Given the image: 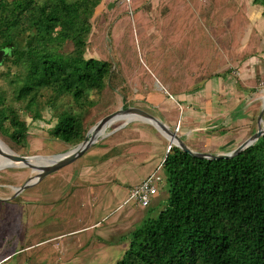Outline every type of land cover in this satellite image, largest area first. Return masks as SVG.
I'll return each mask as SVG.
<instances>
[{
	"label": "rangeland",
	"instance_id": "374dc122",
	"mask_svg": "<svg viewBox=\"0 0 264 264\" xmlns=\"http://www.w3.org/2000/svg\"><path fill=\"white\" fill-rule=\"evenodd\" d=\"M252 2L103 0L92 19L85 56L109 61L112 75L102 91L91 93L95 105L83 107L86 134L105 116L129 107L143 109L161 120L159 107L147 101L148 93L157 90L172 95L192 92L214 69H220L226 59H243L250 51L246 12ZM110 4L113 6L109 9ZM255 5H258L255 10L260 13L263 7L256 2ZM66 30L62 25L55 34ZM23 42V39L19 40L20 45ZM71 47L68 42L64 48L69 50ZM10 65L0 67V89L6 90L8 98L13 89L9 79L19 72L14 67L9 77L3 75ZM168 97L174 101L172 105L177 106L176 99ZM63 101L68 107L76 108L68 97ZM164 106L170 107L167 103ZM61 110L62 105L58 110L46 107L42 111L43 119L37 121L22 111L21 117L29 129L27 145H17L0 135V151L11 154L13 150L27 157H51L75 149L78 145H66L51 134L57 123L55 115ZM167 113L173 116L175 112ZM122 124L116 122L108 126L106 134L73 164L22 191L17 189L37 177L39 171L21 166L0 169V260L8 253H14L3 264H118L129 248L130 233L142 223L140 219L156 218L166 208L169 187L163 163L170 142L145 121L135 119L115 130ZM169 127L176 132V127ZM148 156L159 160L157 174L162 182L158 185V203L146 209L128 204L125 208L134 207L139 220L130 221L119 233L106 234L104 239H97V230L86 231L93 240L85 249L79 247L81 237L80 244L84 245V234L77 236L70 232L83 228L98 216V220L104 219L105 227L118 214L114 215L117 210L109 200V191L103 193V201L97 199L100 188L89 185L85 189L84 169H105L110 175L101 177L119 184L124 178L123 172L136 169L135 163L144 162ZM128 188L121 187L124 198ZM109 216L112 218L106 219ZM120 220L117 218L113 227L117 225L116 229H119Z\"/></svg>",
	"mask_w": 264,
	"mask_h": 264
},
{
	"label": "trees",
	"instance_id": "16d2710c",
	"mask_svg": "<svg viewBox=\"0 0 264 264\" xmlns=\"http://www.w3.org/2000/svg\"><path fill=\"white\" fill-rule=\"evenodd\" d=\"M102 1L0 0V50H11L3 75L19 69L9 79V98L0 89V135L27 145L21 112L37 121L46 107L62 105L52 136L71 146L85 139L83 107L95 105L91 93L112 75L109 61L85 56ZM255 2L264 16V0ZM62 25L67 30L55 34ZM66 97L80 110L65 105ZM163 171L167 206L130 233L118 264H264V136L229 159L194 157L172 146Z\"/></svg>",
	"mask_w": 264,
	"mask_h": 264
},
{
	"label": "crops",
	"instance_id": "0c3cea01",
	"mask_svg": "<svg viewBox=\"0 0 264 264\" xmlns=\"http://www.w3.org/2000/svg\"><path fill=\"white\" fill-rule=\"evenodd\" d=\"M252 3V7L246 12L250 27L247 36L250 51L243 59H226L220 69H214L191 90L192 92L182 91L172 95L168 91L157 90L148 93L147 101L154 107H159V118L163 122L174 129L180 121L179 135L194 151L231 152L258 130V116L264 105V89L259 86L264 81V16L263 9L259 13L258 9L255 10L258 5H255L254 0ZM168 95L176 99V108L172 105L174 101ZM166 103L170 107L166 108L164 106ZM168 111L175 112V115L172 116L167 113ZM158 165V159L148 156L144 158V162L135 163L136 169L123 172L124 178H121L119 184H115L112 179L101 177V175H110L105 169H84V176L87 178L85 189L87 186L90 187L89 185L97 186L100 188L97 199L103 201V193L109 191V200L117 210L114 211V215L118 212L116 217L121 220L119 229H116L117 225L113 227L117 224L114 222L117 220L116 217L104 227L102 224L104 219L98 220V216L83 228L70 232L77 236L84 234V245L80 244L83 240L81 237L79 247L85 249L91 243L93 237L89 232L92 229L97 230V239H104L106 234L119 233L130 221L139 220V214L134 211V207L125 208L128 204L141 207L130 198V191L151 174L158 173L160 170ZM122 186L129 187L125 198V194H122ZM159 197L160 194L153 196L147 208L153 203H158ZM110 217L106 219L110 220L112 218ZM143 220L144 217L140 219L141 222ZM106 229L109 231L106 232ZM13 254L8 253L0 263L9 261Z\"/></svg>",
	"mask_w": 264,
	"mask_h": 264
},
{
	"label": "water",
	"instance_id": "95a60500",
	"mask_svg": "<svg viewBox=\"0 0 264 264\" xmlns=\"http://www.w3.org/2000/svg\"><path fill=\"white\" fill-rule=\"evenodd\" d=\"M112 6L113 4H110L109 9ZM10 54H11L10 49L0 50V67L3 66L6 56ZM263 114H264V105H263L262 111L260 112L258 116V130L256 131V133H254V135H252L246 141L241 143L236 149H234L231 152L212 154V153L197 152V151L192 150L182 140L180 135H178L168 125L163 123L161 120L156 118L154 115L140 108L129 107L126 109H120L119 111L102 118L87 132L83 142L78 144V146L75 149L65 154L55 155L51 157H38V156L37 157H27V156L18 155L13 150L11 151V154L0 151V153L5 158H8L10 162L4 166H0V169L7 168V167L21 166V167H29L33 169L34 171H39L37 177L30 179L23 187H20L17 189L18 191H22L25 188L33 185L40 179L54 172H57L63 169L64 167H67L73 164L76 160H78L81 156H83L92 147V145H94L97 142V140L100 138V133L104 131L106 127L109 124H111L115 119H117L118 117H121L122 115H128L127 117H129V120H127L125 123L120 125L115 130L125 127V125H127L128 123L132 122L135 119H139V120L145 121L153 125L160 133L164 135V137L168 139V141L170 142V146L178 147L180 150H182L185 153H188L194 157H199V158L208 159V160L229 159V158H233L239 155L241 152H243L250 146L254 145L261 137L264 136ZM92 131L94 133H91ZM2 143L7 148H9L4 142ZM52 158L54 159L53 162H50L49 164H46V165H44L43 163L40 164L41 161L43 160L46 161Z\"/></svg>",
	"mask_w": 264,
	"mask_h": 264
},
{
	"label": "built area",
	"instance_id": "2783aa9c",
	"mask_svg": "<svg viewBox=\"0 0 264 264\" xmlns=\"http://www.w3.org/2000/svg\"><path fill=\"white\" fill-rule=\"evenodd\" d=\"M260 88L264 89V81L260 83ZM180 130V125L176 127V133ZM172 146L169 147L168 151ZM162 182L161 176L157 173L145 178L139 185L131 190L130 198L135 200L142 208H147L153 196L158 193V185Z\"/></svg>",
	"mask_w": 264,
	"mask_h": 264
},
{
	"label": "bare ground",
	"instance_id": "6f19581e",
	"mask_svg": "<svg viewBox=\"0 0 264 264\" xmlns=\"http://www.w3.org/2000/svg\"><path fill=\"white\" fill-rule=\"evenodd\" d=\"M128 115H122L121 117H118L117 119H115L111 124H109L108 126H110V125H112V124H114V123H116V122H123V123H125L127 120H129V117H127ZM108 126L106 127V129L104 130V131H102L101 133H100V137L101 136H104L105 134H106V130H107V128H108ZM169 149V148H168ZM46 160V159H45ZM54 161V159L52 158V159H49V160H46V161H41L40 162V164H44V165H46V164H49L50 162H53ZM0 162L2 163V164H0V166H4V165H6V164H8V163H10L9 162V159H6V158H4V157H2L1 155H0Z\"/></svg>",
	"mask_w": 264,
	"mask_h": 264
}]
</instances>
